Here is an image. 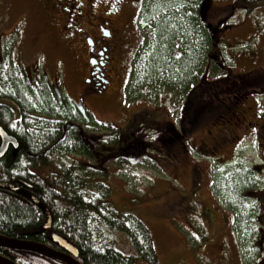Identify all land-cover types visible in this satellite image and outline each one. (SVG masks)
Masks as SVG:
<instances>
[{
  "label": "rangeland",
  "instance_id": "rangeland-1",
  "mask_svg": "<svg viewBox=\"0 0 264 264\" xmlns=\"http://www.w3.org/2000/svg\"><path fill=\"white\" fill-rule=\"evenodd\" d=\"M40 3L0 0V46L11 45L16 63L28 75L41 76L48 84L60 86L72 102L87 108L99 122L113 125L118 142L108 156L96 160L74 156L100 171L98 178L109 187L111 206L146 224L160 264H243L238 243L242 246L244 240L231 226L232 213L229 206H224L220 191H216L219 202L211 193V173L224 162L223 170L231 166L229 160L233 157L245 163L259 159V155L254 156L252 144L234 150L238 142L252 139L255 132L244 135L239 129L236 143L220 149L219 158H206L205 151L196 153L191 148L201 140L208 142L215 127L229 116L232 109L218 106L219 100L213 96L226 91L221 99H231L240 89L232 87L234 80L244 79L255 85L245 90L259 92H251L239 105L250 110L247 119H263L259 110L264 111V0H204L202 18L214 30L213 56L219 69L214 73L206 70L187 96L179 100L165 93L155 100L125 96L129 64L131 72L138 68L142 49L151 41V30L138 13L142 0H116L117 10L113 13L120 18L122 32L130 35L129 46L111 82L108 78L105 89L96 95L84 89L83 50L60 30L66 20L64 12L44 14ZM99 8L108 9V5L100 4ZM91 17L87 11L82 13L87 25ZM208 95L212 98L206 103L213 108H207L206 103L200 107ZM3 102L18 119L17 104L10 99ZM200 109L207 112L199 113ZM129 143H134V149L128 152H134L129 154L136 158L116 161L114 155ZM228 175L220 174L216 187L233 183ZM250 196L241 191L243 205H248ZM213 203L227 210L225 219L211 207ZM204 212L206 217L211 215L208 225L198 222ZM118 242L117 248L133 252L125 234L118 235Z\"/></svg>",
  "mask_w": 264,
  "mask_h": 264
},
{
  "label": "trees",
  "instance_id": "trees-1",
  "mask_svg": "<svg viewBox=\"0 0 264 264\" xmlns=\"http://www.w3.org/2000/svg\"><path fill=\"white\" fill-rule=\"evenodd\" d=\"M203 4L204 0H142L138 13L151 30V41L142 49L138 68L131 72L129 64L127 99L155 100L162 93L183 99L206 70L218 71L213 56L214 30L202 18ZM233 82V88L244 91L255 86L244 79ZM6 99L17 104L18 119L3 102ZM0 127L17 141V147L10 145L0 158V184L5 185L0 187L1 235L58 249L51 240L56 233L76 247L82 264H160L146 224L131 213L117 212L108 199L109 187L98 178L100 171L74 158L108 156L118 142L113 125L99 122L87 108L76 105L61 88H54L41 76L28 75L16 63L11 45L2 43ZM130 148L134 149V143L121 147L115 160H134ZM224 164L211 173V192L217 196L220 191L232 213L231 224L246 243L251 209L243 205L240 194L252 188L257 177L237 164L223 170ZM220 174L230 176L233 183L216 187ZM44 208L50 214L48 228ZM120 233L128 237L133 252L117 248ZM238 244L243 263L248 264ZM0 255L16 264H65L2 247Z\"/></svg>",
  "mask_w": 264,
  "mask_h": 264
},
{
  "label": "flooded vegetation",
  "instance_id": "flooded-vegetation-1",
  "mask_svg": "<svg viewBox=\"0 0 264 264\" xmlns=\"http://www.w3.org/2000/svg\"><path fill=\"white\" fill-rule=\"evenodd\" d=\"M40 1L44 14L50 15L51 11L55 10L64 12L66 20L64 24L60 25V30L65 35H68L74 44L80 45V49L83 50L85 68L82 81L84 89L87 90L86 93H89V95L101 93L108 84V78L111 82L122 56L128 50L130 40V35L126 36L121 30L120 18L118 19V15L113 13V11L117 10L116 0H87L85 3L82 0ZM104 3L108 5V9L99 8V5H104ZM85 11H87V14L92 15L88 25L82 19V13ZM53 87L56 89L58 87L61 88L57 85ZM251 92L257 94L259 91H234L231 99L226 97L227 101L223 98L221 99L225 93L218 92L215 95L219 100L218 106L227 107V109L232 110H230L229 116L224 118L222 123L215 127L214 134L208 142L201 140L191 150L196 153L205 151L207 154L206 158L209 159L217 156L219 158L220 149L236 143L240 135L239 129H242L241 134L244 135H250L253 131L255 132V136L252 139L242 141L241 144L238 142L234 150L241 146L252 144L255 146L254 150L256 151L254 156L256 158L259 155V159L255 160L251 158L250 162L245 163L242 161L236 162L233 160L235 157H233L229 161L231 164H237V168L241 167L242 171L247 170L257 177V181L253 182V187L244 191L249 196L251 195L250 201H247L251 209V217H249L250 227L248 229L247 242L242 245V249L246 253L248 264H264V111L259 110V115L263 118L261 121L249 120L247 116L251 115L250 110L246 109L245 105L243 107L239 105L243 99L250 96ZM203 98L200 107L212 96L208 95ZM205 105L211 107V104L208 105L206 103ZM212 105L215 106L214 104ZM200 112H207V110L200 109ZM199 113L195 114V124L196 117L199 118ZM249 140L252 141L249 142ZM214 198L216 199L215 201L219 202L217 196L214 195ZM211 207L218 210V214L223 215L222 217L225 219V212L227 210L219 208L216 203L211 204ZM210 216L206 217L204 212V217L198 218V222L202 220V222L205 221V224L208 225L210 224Z\"/></svg>",
  "mask_w": 264,
  "mask_h": 264
},
{
  "label": "water",
  "instance_id": "water-1",
  "mask_svg": "<svg viewBox=\"0 0 264 264\" xmlns=\"http://www.w3.org/2000/svg\"><path fill=\"white\" fill-rule=\"evenodd\" d=\"M0 158L5 155L9 146L17 147V141L12 136L8 135L2 127H0ZM0 187H5V185L0 184ZM44 212L47 215V221L45 228H48L50 225V214L46 208ZM52 242L59 248L54 249L45 244L33 242V241H24L12 237H7L0 234V247L6 249H14L20 251L33 252L45 257H49L55 260H58L65 264H82L78 260V250L76 247L71 244L66 238L52 233L51 235ZM0 264H16L7 257L0 255Z\"/></svg>",
  "mask_w": 264,
  "mask_h": 264
},
{
  "label": "bare ground",
  "instance_id": "bare-ground-1",
  "mask_svg": "<svg viewBox=\"0 0 264 264\" xmlns=\"http://www.w3.org/2000/svg\"><path fill=\"white\" fill-rule=\"evenodd\" d=\"M208 183V182H207Z\"/></svg>",
  "mask_w": 264,
  "mask_h": 264
}]
</instances>
